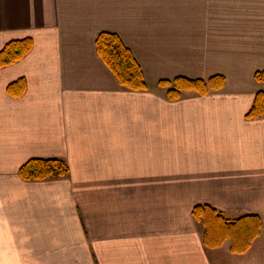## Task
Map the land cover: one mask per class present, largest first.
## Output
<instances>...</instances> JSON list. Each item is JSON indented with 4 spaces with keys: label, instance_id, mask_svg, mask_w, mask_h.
Listing matches in <instances>:
<instances>
[{
    "label": "crops",
    "instance_id": "crops-1",
    "mask_svg": "<svg viewBox=\"0 0 264 264\" xmlns=\"http://www.w3.org/2000/svg\"><path fill=\"white\" fill-rule=\"evenodd\" d=\"M101 32L131 49L147 91L118 84L96 51ZM24 38L33 50L0 70V264H251L264 117L246 114L264 92V0H0V51ZM217 75L225 86L205 96L170 101L158 86ZM34 158L70 172L25 181ZM196 205L258 215L261 235L245 254L229 241L207 249Z\"/></svg>",
    "mask_w": 264,
    "mask_h": 264
},
{
    "label": "trees",
    "instance_id": "trees-1",
    "mask_svg": "<svg viewBox=\"0 0 264 264\" xmlns=\"http://www.w3.org/2000/svg\"><path fill=\"white\" fill-rule=\"evenodd\" d=\"M34 48L32 38L17 39L8 42L0 51V70L23 60ZM96 51L100 59L109 68L120 86L128 91H147L149 85L142 67L131 49L122 38L110 32H101L96 37ZM255 79L264 82V71H257ZM224 76H213L208 80L176 77L172 80H160L158 86L167 91V99L177 101L185 93L201 96L225 86ZM28 88L25 78H20L7 87V93L15 98L22 97ZM264 117V92H259L246 114L248 119ZM69 166L60 158H34L27 161L19 171L25 181L37 182L62 179L68 176ZM192 215L203 228L205 248L214 250L229 241L233 254H245L254 241L261 235L263 224L258 215H243L237 219H228L210 205H196Z\"/></svg>",
    "mask_w": 264,
    "mask_h": 264
},
{
    "label": "rangeland",
    "instance_id": "rangeland-1",
    "mask_svg": "<svg viewBox=\"0 0 264 264\" xmlns=\"http://www.w3.org/2000/svg\"><path fill=\"white\" fill-rule=\"evenodd\" d=\"M217 91V90H216ZM262 247V249L260 248ZM264 256V237L261 239V241H258L253 246V253L248 256V258H244V260L251 261V264H260V256ZM239 261H242V259H239Z\"/></svg>",
    "mask_w": 264,
    "mask_h": 264
}]
</instances>
